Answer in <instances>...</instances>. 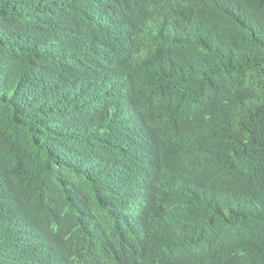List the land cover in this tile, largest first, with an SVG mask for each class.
I'll use <instances>...</instances> for the list:
<instances>
[{
  "label": "trees",
  "instance_id": "obj_1",
  "mask_svg": "<svg viewBox=\"0 0 264 264\" xmlns=\"http://www.w3.org/2000/svg\"><path fill=\"white\" fill-rule=\"evenodd\" d=\"M0 264H264V0H0Z\"/></svg>",
  "mask_w": 264,
  "mask_h": 264
}]
</instances>
